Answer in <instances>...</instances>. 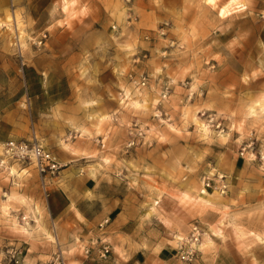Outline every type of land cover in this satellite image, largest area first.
Listing matches in <instances>:
<instances>
[{
  "label": "rangeland",
  "instance_id": "374dc122",
  "mask_svg": "<svg viewBox=\"0 0 264 264\" xmlns=\"http://www.w3.org/2000/svg\"><path fill=\"white\" fill-rule=\"evenodd\" d=\"M226 1L152 0L150 23L143 25L137 22L136 13V19L128 21L132 10L118 0L116 9L123 22L118 18V28L103 39L107 47L79 54L72 63L70 84L77 102L86 106L101 99L105 106L117 107L119 124L124 126L114 128V136L120 140L114 148L124 158L116 161L115 173L102 179L100 189L137 216L153 212L155 198L165 184L190 182L199 170L198 185H203L204 177L216 183L217 175L228 179L216 164L222 159L227 137L240 147L239 156L260 168L264 164V71H244L243 58L239 63L233 53L229 59L220 42L228 36L239 40L242 34L253 44L257 30L264 27V0H233L231 14L223 18L218 8ZM6 4H0V19L14 14L23 37L16 44L7 25H0V96L11 94L19 85L22 62H30L42 50L48 23L34 0H7ZM159 28L164 32L156 34ZM140 71L149 75L146 86L132 82ZM105 112L100 118L89 111L85 115L95 126L108 122L110 115ZM134 122L144 131L143 138L126 148ZM1 143L0 264H14L9 253L19 251L16 239L21 232L29 231L55 244V229L45 209L35 210L36 205L44 207L37 171L31 164L7 159ZM101 204V200L91 203L89 210L95 212ZM73 241L67 247L54 245V250H61L65 264H76L71 256L80 241Z\"/></svg>",
  "mask_w": 264,
  "mask_h": 264
},
{
  "label": "crops",
  "instance_id": "0c3cea01",
  "mask_svg": "<svg viewBox=\"0 0 264 264\" xmlns=\"http://www.w3.org/2000/svg\"><path fill=\"white\" fill-rule=\"evenodd\" d=\"M117 1L34 0L41 15L48 18L45 39L42 50L30 62H22L17 88L0 96V142L36 135L63 166L56 176L47 177L42 187L44 209L55 229L56 242L21 232L16 239L21 246L18 264H43L55 251L54 245L67 247L70 240L80 241L71 256L76 264H264V164L260 168L239 156L240 147L233 138H225L222 159L216 163L229 176L224 195L198 185L201 170L190 182L165 184L149 216H137L102 194V179L115 173L116 161L124 158L114 148L120 142L113 133L120 125L117 107L109 108L101 99L83 106L76 101L70 81L72 63L79 54H93L105 47L103 39L118 28V18L123 22ZM123 1L138 15L137 22L150 23L152 0ZM6 2L0 0L4 6ZM263 31L262 25L253 44L242 34L239 40L223 37L222 52L229 59L234 53L239 63L243 58L244 71L262 73ZM13 95L16 97L10 101ZM88 111L99 114L98 118L106 111L110 119L93 126L85 115ZM74 132L75 137L68 136ZM35 176L39 178L38 173ZM99 200L101 207L89 210V205ZM106 217L109 221L98 228ZM194 224L201 232L195 255L181 259ZM94 234L110 244L104 258L94 252L89 256L83 253V246Z\"/></svg>",
  "mask_w": 264,
  "mask_h": 264
},
{
  "label": "built area",
  "instance_id": "2783aa9c",
  "mask_svg": "<svg viewBox=\"0 0 264 264\" xmlns=\"http://www.w3.org/2000/svg\"><path fill=\"white\" fill-rule=\"evenodd\" d=\"M129 1V0H125ZM129 10H131L129 8ZM128 21L136 19V15L130 11L127 14ZM115 28V26H112ZM156 34L163 33V28H159L155 31ZM149 35H146L148 37ZM132 82L139 86H146L148 83L149 75L145 71H140L135 76L132 77ZM166 91L162 92V97L166 96ZM193 92L189 93V96H192ZM213 117L209 116L208 120L212 121ZM220 122H216V126H219ZM144 131L142 128L137 126V122L133 123V128L129 130V136L125 141V147L131 148L137 145L140 140L143 138ZM69 137H75L74 134H69ZM2 150L3 155L7 159L14 160L21 164H31L39 175V179L41 181L42 187L45 185V179L47 177L56 176L59 173V170L63 166V164L58 160L54 152L47 147V145L43 142V140L39 139L36 135H32L30 138H8L2 141ZM4 160L1 159L0 164H3ZM217 183L213 184V180L210 177L203 178V186L207 188H212L217 190L220 194H224L227 191L228 183L225 181V177L223 175H217L215 178ZM108 217L104 218L99 224L98 228H102L108 222ZM200 229L197 224L191 226L189 231V235L187 237L186 243L187 246L184 250H181L180 258L185 260H190L195 255L196 244L200 239ZM110 251V244L103 240L98 235H93L89 238L87 244L83 246V253L86 256L91 255L93 252L96 256L100 258H104ZM17 250L9 253V259L14 264L19 262L17 257ZM43 264H65L61 250L57 249L52 252L50 258L45 261Z\"/></svg>",
  "mask_w": 264,
  "mask_h": 264
},
{
  "label": "bare ground",
  "instance_id": "6f19581e",
  "mask_svg": "<svg viewBox=\"0 0 264 264\" xmlns=\"http://www.w3.org/2000/svg\"><path fill=\"white\" fill-rule=\"evenodd\" d=\"M205 2H208V3H211V4H215L216 3V1L217 0H204ZM233 2V0H227L223 5H221L219 8H218V14L219 15H222V17L224 16L225 17V15H227V14H229L230 12H231V10L229 9V5H231V3ZM68 3H69V1L68 2H66L65 3V5H64V9H66L67 8V5H68ZM72 3V2H71ZM238 5H239V3H238ZM233 6V5H232ZM236 11V10H235ZM231 14V13H230ZM7 17L6 18H4V19H0V25H7V28H9L10 30V35H11V39H13V37H14V41H16L15 43L17 44V41L19 42V38H21V37H23L22 36V30L21 29H19V27H18V29H17V23H18V26L20 25L19 24V22H18V20H17V23L15 22V15L14 14H11V15H6ZM223 17V18H224ZM12 22H13V24H12ZM12 24V25H11ZM21 27V26H20ZM8 33V32H7ZM38 44V43H37ZM162 91V90H161ZM137 92V91H136ZM143 93V92H142ZM137 97V96H136ZM129 98V97H128ZM131 98H132V96H131ZM135 99V98H134ZM134 101H136V100H134ZM199 123V122H198ZM204 129L206 128L205 127V124L204 123H202V124H200ZM43 139V138H42ZM96 139V138H95ZM149 143V142H148ZM21 171V170H20ZM11 172H13V170H11ZM18 174H20L19 172H18ZM40 209H44V207H40V206H35V210L37 211V212H39V210ZM22 228H26L25 226H23L22 225ZM21 229V228H20ZM223 234V233H222ZM52 240V239H51ZM54 242V241H53ZM199 244V243H198ZM197 245V244H196Z\"/></svg>",
  "mask_w": 264,
  "mask_h": 264
}]
</instances>
